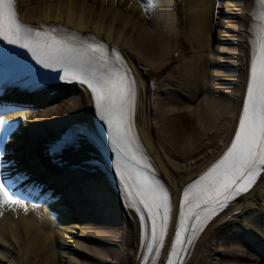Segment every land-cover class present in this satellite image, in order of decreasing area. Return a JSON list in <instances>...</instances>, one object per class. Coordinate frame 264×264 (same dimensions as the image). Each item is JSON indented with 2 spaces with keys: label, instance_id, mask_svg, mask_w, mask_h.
I'll use <instances>...</instances> for the list:
<instances>
[{
  "label": "bare ground",
  "instance_id": "6f19581e",
  "mask_svg": "<svg viewBox=\"0 0 264 264\" xmlns=\"http://www.w3.org/2000/svg\"><path fill=\"white\" fill-rule=\"evenodd\" d=\"M154 1L151 15L141 0H17V7L28 23L95 35L121 51L138 86L136 125L143 150L174 193L175 224L184 187L233 138L248 81L255 1L170 0L166 17L164 0L151 5ZM182 42L192 53L180 57V68L167 70ZM86 92L62 86L44 93L10 91L18 103L29 104L21 105L28 117L10 145V169L45 178L50 193L62 197L55 203L56 216L39 203L31 202L24 212L0 205L5 213L0 215V264H139L138 221L106 176L87 163L96 158L91 144L78 141L66 151L62 170L41 154L43 145L68 127L91 128ZM193 250L186 264H264V174L210 224Z\"/></svg>",
  "mask_w": 264,
  "mask_h": 264
},
{
  "label": "snow or ice",
  "instance_id": "6c2138e0",
  "mask_svg": "<svg viewBox=\"0 0 264 264\" xmlns=\"http://www.w3.org/2000/svg\"><path fill=\"white\" fill-rule=\"evenodd\" d=\"M260 3L264 4V0ZM55 31H39L23 24L18 19L16 0H0V42L27 49L31 59L42 68L58 73L62 70L60 81L75 82L88 90L86 95L95 118L102 124L104 137L115 154L113 172L123 197L130 198L126 206L140 211L142 205L147 213L140 216L141 246L146 253L140 259L143 264H156L168 232L172 206L169 190L142 170L151 165L139 154L134 134L137 83L119 53L114 52L109 58L103 44L74 46L68 39H57L52 34ZM250 44L249 80L238 130L226 153L183 191L167 264H183L182 256L196 235L230 201L249 191L258 175L264 173V38L259 42V59L257 41L252 40ZM5 124L6 120L0 118V130ZM82 132L91 134L87 128ZM96 135L99 136V130ZM63 147L59 141L51 151ZM3 155L0 151V157ZM112 164L111 161V167ZM5 183L0 182V204L19 203Z\"/></svg>",
  "mask_w": 264,
  "mask_h": 264
},
{
  "label": "rangeland",
  "instance_id": "374dc122",
  "mask_svg": "<svg viewBox=\"0 0 264 264\" xmlns=\"http://www.w3.org/2000/svg\"><path fill=\"white\" fill-rule=\"evenodd\" d=\"M166 4H165V10H164V15H165V17L166 16H168V14H171V9H172V6H171V2L169 1V0H166V2H165ZM185 60V59H184ZM178 62L176 63V64H172V66H170L168 69L171 71L172 69L171 68H173V67H178ZM178 68H180V67H178ZM39 110V109H38ZM34 112H36V111H34ZM223 242V241H222ZM258 254V253H257Z\"/></svg>",
  "mask_w": 264,
  "mask_h": 264
}]
</instances>
